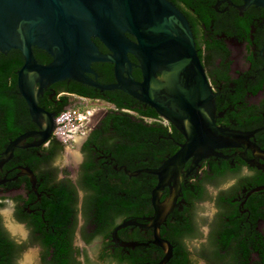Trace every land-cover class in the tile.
I'll list each match as a JSON object with an SVG mask.
<instances>
[{
    "label": "flooded vegetation",
    "instance_id": "af4514ba",
    "mask_svg": "<svg viewBox=\"0 0 264 264\" xmlns=\"http://www.w3.org/2000/svg\"><path fill=\"white\" fill-rule=\"evenodd\" d=\"M167 1L190 27L214 94L216 126L244 133L248 138L241 145L216 149L198 161L182 180L177 200L160 225L159 235L171 232L169 223L189 224L191 234L182 239L189 253L188 264H194V259L213 264L212 255L217 251L232 253L240 245H244L242 252L250 254L246 264H264L260 258L264 253V8L246 7L242 0ZM92 41L101 54L113 55L99 39ZM127 57L129 65L121 70L124 84L130 80L141 83L138 60L132 54ZM90 69L93 73L87 77L92 81L117 86V63L93 62ZM155 78L162 80L160 71ZM258 85L261 88L254 93ZM71 89L100 95L115 104L123 93L124 103L156 113L151 106L117 88L102 91L65 80L44 89L39 99L45 105L39 106L55 117L61 107L97 104L100 112L82 139L73 142L78 153L69 158H73L70 163L59 162L70 145H64L53 133L41 143L40 128L31 116L29 126L7 140L0 158L12 142L35 133L20 140L12 156L0 166V264H160L165 253L153 243L150 221L154 215L151 192L157 177L138 173H146L156 181L150 189V210L141 215H117L116 199H94L93 195L103 187L117 190V173L157 169L179 150L185 142L184 135L156 113L158 119L149 122L167 129L168 136L159 138L170 141V149L165 160L154 168L131 172L117 162L112 152L99 149L95 139L107 136L103 132L105 120L113 112L117 114V107L103 99L78 96ZM64 98L68 102L65 106ZM19 114L15 123L21 126L23 118ZM192 165L190 159L183 172ZM90 176L95 181L90 182ZM103 179L116 182L104 183ZM172 188L170 183L162 190L161 203L168 201ZM125 223L132 225L117 230ZM225 229L228 231L224 233ZM224 234L228 242L225 250L220 247ZM28 255L31 258L26 261Z\"/></svg>",
    "mask_w": 264,
    "mask_h": 264
},
{
    "label": "water",
    "instance_id": "95a60500",
    "mask_svg": "<svg viewBox=\"0 0 264 264\" xmlns=\"http://www.w3.org/2000/svg\"><path fill=\"white\" fill-rule=\"evenodd\" d=\"M242 1L246 7L264 8V0ZM92 38L99 39L113 55L101 54ZM34 48L46 52L51 62L38 63ZM10 50H19L23 56L17 87L40 128L41 143L53 133L55 116L39 106V97L50 85L65 80L102 91L122 90L151 106L184 135L179 150L157 169L126 172L130 176L146 172L157 177L151 192L154 215L150 221L153 243L165 253L160 264H166L173 249L160 237L159 228L177 200L182 180L214 150L241 145L248 138L216 126L214 94L186 18L167 0H0V54ZM128 54L139 62L141 83L130 80L124 84L121 70L129 65ZM93 62L117 63V86L89 79ZM157 71L161 72V81L155 78ZM33 135L28 133L12 142L0 158V166L12 156L20 140ZM190 159L193 165L183 172ZM170 183L171 196L161 203V192ZM128 225L132 223L122 224L117 230Z\"/></svg>",
    "mask_w": 264,
    "mask_h": 264
},
{
    "label": "trees",
    "instance_id": "16d2710c",
    "mask_svg": "<svg viewBox=\"0 0 264 264\" xmlns=\"http://www.w3.org/2000/svg\"><path fill=\"white\" fill-rule=\"evenodd\" d=\"M201 19L207 24V20L201 15ZM34 57L40 64H48L51 57L44 51L33 49ZM23 56L19 50H10L8 54H0V151L3 150L7 140L13 138L19 131L26 129L29 125V111L25 102L18 95L17 72L23 65ZM264 81V79H263ZM261 88L258 85L253 91L256 93ZM71 93L89 99H103L114 103L117 107V114L114 112L105 120L103 132L107 136L99 135V149H106L117 157V162L127 166L131 172L137 169L154 168L165 160V153L170 149V141L160 139L159 136H168V131L162 124L149 122L150 119H158L155 112L146 111L143 108L133 107L124 103L126 95L120 93L117 97V104L113 100L100 95L88 94L81 90L71 89ZM47 99V96H46ZM67 99H63V106L67 105ZM39 105L44 107L45 102L39 99ZM64 110L61 107L57 115ZM23 118V123L18 126L15 123L17 114ZM104 149V150H105ZM138 161V163H135ZM151 176L141 173L136 176H129L123 172L117 173V190L108 187L95 190L93 198L100 200L116 199L117 215L120 213H130L131 215H141L143 211L149 209L150 189L156 184L151 180ZM94 176H90L89 181L93 182ZM114 179H103L102 182L110 183ZM115 181V182H116ZM117 193V194H116ZM185 199L190 202L186 196ZM150 210V209H149ZM167 224L169 222H166ZM166 224V225H167ZM171 232L160 234L172 246V256L170 264H188L189 253L187 252L182 239L190 236L191 228L189 224L181 225L168 224ZM228 230L225 229L224 233ZM223 250L227 249V238L220 241ZM244 245L237 246L232 252L220 253L217 251L213 258V264H246L250 256L249 253L242 252ZM163 255V252H161ZM264 262V253L260 255Z\"/></svg>",
    "mask_w": 264,
    "mask_h": 264
},
{
    "label": "built area",
    "instance_id": "2783aa9c",
    "mask_svg": "<svg viewBox=\"0 0 264 264\" xmlns=\"http://www.w3.org/2000/svg\"><path fill=\"white\" fill-rule=\"evenodd\" d=\"M94 109L85 105L64 109L55 117L53 136L64 145H71L77 134L84 135Z\"/></svg>",
    "mask_w": 264,
    "mask_h": 264
},
{
    "label": "rangeland",
    "instance_id": "374dc122",
    "mask_svg": "<svg viewBox=\"0 0 264 264\" xmlns=\"http://www.w3.org/2000/svg\"><path fill=\"white\" fill-rule=\"evenodd\" d=\"M88 106L94 109V112L91 115L89 122H88V125H89L96 119V117H98V114L100 112V106L97 104H89ZM88 125H87V127H88ZM83 136L84 135H82V134H77L75 136V139H74L75 143L78 142L80 139H82ZM75 143L71 144L68 147V149H66V154L64 155V157L59 158V162L63 161L64 163H70V161L73 160V158L70 160H69V158L72 155L74 156L76 153H78V147H76V145L74 146ZM193 256H194V253H193ZM194 264H203V263L200 260L194 259Z\"/></svg>",
    "mask_w": 264,
    "mask_h": 264
},
{
    "label": "bare ground",
    "instance_id": "6f19581e",
    "mask_svg": "<svg viewBox=\"0 0 264 264\" xmlns=\"http://www.w3.org/2000/svg\"><path fill=\"white\" fill-rule=\"evenodd\" d=\"M13 232H16L17 231V228H12ZM31 258V255H28V257L26 258V261H29Z\"/></svg>",
    "mask_w": 264,
    "mask_h": 264
}]
</instances>
